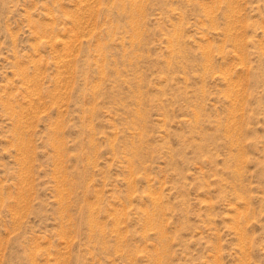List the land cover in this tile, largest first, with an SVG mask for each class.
I'll return each instance as SVG.
<instances>
[{
    "label": "rangeland",
    "instance_id": "obj_1",
    "mask_svg": "<svg viewBox=\"0 0 264 264\" xmlns=\"http://www.w3.org/2000/svg\"><path fill=\"white\" fill-rule=\"evenodd\" d=\"M0 264H264V0H0Z\"/></svg>",
    "mask_w": 264,
    "mask_h": 264
},
{
    "label": "bare ground",
    "instance_id": "obj_2",
    "mask_svg": "<svg viewBox=\"0 0 264 264\" xmlns=\"http://www.w3.org/2000/svg\"><path fill=\"white\" fill-rule=\"evenodd\" d=\"M25 77V76H24ZM8 107V106H7ZM12 112V111H11ZM14 112H16V111H14ZM19 115V114H18ZM22 121V120H21Z\"/></svg>",
    "mask_w": 264,
    "mask_h": 264
}]
</instances>
